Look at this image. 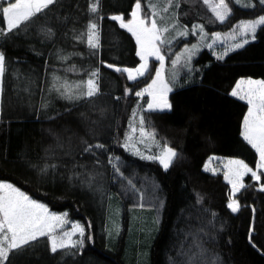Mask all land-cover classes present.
Returning <instances> with one entry per match:
<instances>
[{
    "label": "trees",
    "instance_id": "obj_1",
    "mask_svg": "<svg viewBox=\"0 0 264 264\" xmlns=\"http://www.w3.org/2000/svg\"><path fill=\"white\" fill-rule=\"evenodd\" d=\"M226 1L232 14L224 22L202 0H179L177 18L187 27L201 22L216 31L264 16L259 0L253 7ZM92 2L59 0L27 28L0 36L6 62L0 97V180L14 184L51 211H68L85 226L82 246L52 253L45 237L13 256L10 264H124L120 249L105 248L103 235L108 194L114 191L125 199L120 189L123 178L112 164L114 155L125 163L121 174L127 176L131 169L150 173L163 193L150 264H169L191 240H199L223 264H264V191L260 190L264 170H258L259 181L245 174L241 182L248 187L234 197L225 179V173L231 176L235 168L229 165L230 158L256 169L258 153L241 136L248 104L232 96L231 90L240 77L264 80V28L258 27L255 39L227 51L223 59L206 47L200 49L175 80L172 58L194 36L162 46L167 80L173 87L172 108L164 112L145 108L142 115L146 128L179 154L165 170L158 161L137 157L123 146L130 116L140 100L135 93L152 79L158 63L152 59L150 73L135 81L115 70L140 61L133 35L111 19L120 15L130 20L137 0H100L96 13L89 11ZM7 3L0 0V29L5 31L2 8ZM141 4L143 14L150 16L147 0ZM90 21L97 25L99 38L94 49L87 42ZM42 29L53 34L46 35ZM89 79L99 85L93 97L61 95L65 82L80 85L72 88L73 95L86 92ZM89 145L91 151H84ZM45 165L56 167L42 172ZM230 197L239 202L238 212L227 207Z\"/></svg>",
    "mask_w": 264,
    "mask_h": 264
},
{
    "label": "snow or ice",
    "instance_id": "obj_2",
    "mask_svg": "<svg viewBox=\"0 0 264 264\" xmlns=\"http://www.w3.org/2000/svg\"><path fill=\"white\" fill-rule=\"evenodd\" d=\"M241 7H253L251 0H235ZM59 3V0H15L11 2L8 0L7 6L2 8V13L7 22V30L0 29V36L7 35L13 30H20L21 28H27L30 24L34 23L41 14H45L47 10H50V6H55ZM175 3L176 7H179V0H167V4L164 6L163 11H168V7ZM211 11L214 13L216 19L220 22H224L230 18L232 9L229 7V2L226 0H218V3H212L210 0H204ZM261 6H264V0H259ZM147 6L151 9V16L143 14V8L141 0H137L133 6V10L130 13L131 19L127 23L124 22V17L120 15L112 16L111 19L120 22L122 28H126L135 37L137 44L136 55L140 58L141 63L134 69L131 68H116L118 72H126L128 80L135 81L144 77L150 73V58H155L159 62L160 67L156 69V73L151 83L146 89L137 92L136 95L143 97L145 92L151 97L147 104L148 112H164L170 110L172 105L169 103L167 94L172 91L168 83L164 80V60L165 56L162 54L161 48L167 43L171 44V40H165L163 38L164 33L168 30L166 27H158L156 17L160 14L159 0H148ZM100 7V0H94L90 3L89 11L91 13L98 12ZM258 27L264 28V16H260L255 20L241 21L238 28L239 33L252 34L251 38L255 39ZM199 28L200 35L203 38L204 29L203 26H193V31ZM46 35L51 36L53 33L51 29H42ZM238 33V34H239ZM187 32H179L178 35H186ZM84 34L82 33L81 36ZM87 42L90 48H97L99 44L97 25L93 22H89L87 26ZM220 34H214V39H219ZM176 37H173L175 39ZM249 41L244 39L242 43H236L233 48L228 49L232 51L242 48ZM196 45H192L191 48H186L183 53L178 55L177 60L173 61V64L177 63L181 56L187 55L190 60L195 54ZM211 47V45H209ZM227 54V53H225ZM222 54L218 59H223ZM66 59V58H65ZM5 55L0 52V76L5 72ZM112 68L113 65H108ZM92 77L98 75V70L94 71ZM58 79V78H57ZM247 85L245 91L243 86ZM55 87V85H54ZM61 87L64 88V92L61 93L67 99H80L82 96L93 97L99 92V85L96 80L89 79L87 81V91L80 93L79 95L72 94V88H79L80 85H68L65 82ZM59 90V89H57ZM128 89L125 90L126 94ZM243 92V94H241ZM232 96H239L240 99L246 100L248 104V112L244 116L242 122V138L259 154V162L257 163V169H264V81H238L237 85L231 92ZM135 112L133 115L135 116ZM145 117H140V143H145L146 139H151L157 147L161 148L160 154L155 156H143L139 149L135 154L141 155L142 159H149L158 161L159 164L167 170L174 163L178 157V152L164 143L161 147L160 142L156 140V133L154 131H147ZM132 132L136 131V128L130 125ZM132 135L129 133L126 136V143L124 147H134V144H130ZM93 146L89 145L84 151H91ZM97 148H103V145H95ZM111 162V161H110ZM229 165H235V168L231 169V176L228 172L225 173V179L232 186V196L240 192L242 189L248 187L242 183V178L245 174L251 173L252 179L259 181L260 176L257 175V171H253L243 160H230ZM55 168V165H45L41 170L47 172L48 168ZM264 174V173H262ZM260 190L264 191V184H261ZM227 207L233 212H238L240 205L239 202L230 197V202ZM69 223L67 219V213L57 215L50 213L48 208L35 200L30 196L22 192L11 183L0 182V264H10L13 256L22 253L30 247H33L36 242L41 238H47L50 244V251L57 253L58 250H67L74 248L76 245H83V240H73L72 236L79 232L81 236L84 235V227L79 223L72 224L71 232H63L58 238L56 230L62 228L64 224ZM91 239V237H88ZM194 247L197 251L193 252L188 258L187 264H198V261L206 259V249L203 248L199 242L194 243ZM217 258L213 257V264H215Z\"/></svg>",
    "mask_w": 264,
    "mask_h": 264
},
{
    "label": "rangeland",
    "instance_id": "obj_3",
    "mask_svg": "<svg viewBox=\"0 0 264 264\" xmlns=\"http://www.w3.org/2000/svg\"><path fill=\"white\" fill-rule=\"evenodd\" d=\"M202 1L204 2V0ZM12 2L14 3L15 0H13ZM153 2H155V0H153ZM210 2L218 3V0H210ZM255 2L256 0H251L252 5ZM147 4H148V0H147ZM166 4H167V0H159V6H160L161 11H160L159 16L156 17L158 27H161V28L166 27L168 29L164 33L163 38L165 40H171L172 42H176L177 40L179 41L182 38L187 39L193 35L195 39L192 43L182 44L181 47L175 52L172 58L171 70H170L171 78L173 80H175L181 73H183L185 71V68L190 66L193 58L195 57V55L198 53L200 49L206 47L210 49L217 57H219L220 55L225 54L228 51V49L233 48V46L236 43H242L244 39L251 41L252 34L239 33V28H238L239 22L255 20L256 18L260 17L258 16L252 19L240 20L237 23H235V25H233L230 29H227V30L209 31L204 26V24L201 22H195L191 25V27L185 26L177 18L178 7L175 6V3L170 5L168 7V11L165 12L163 11V8ZM208 8L210 9L209 6ZM211 13L214 15L212 11ZM124 22L127 23L128 20L127 21L124 20ZM5 24L7 28L6 19H5ZM195 25L203 26L204 34H205L203 38L200 35L199 28L193 31V26ZM179 32H187V34L180 36L178 35ZM217 33L220 34L219 39H214L213 35ZM173 37H176V38L173 39ZM192 45H196L197 47H196L195 54L191 57V59L189 60L187 55L185 54L180 57L177 63L173 64V61L177 60L178 55L183 53L186 48H191ZM209 45H211V47H209ZM162 50L163 49L161 48V51ZM162 54L164 55L163 51H162ZM152 59L155 60V58H150V62ZM140 63L141 61H139V63L133 67L122 66V67H115V69L116 68L134 69ZM158 67H160L159 62L157 63L155 67V72H154L152 79L154 78L156 69ZM166 72H167V58L165 56L163 76H164L165 82L168 83L169 87L173 89L172 85L167 80ZM127 75L128 74L126 73V76ZM152 79L146 85L140 87L136 91V93L140 92L143 89H146L147 86L151 83ZM254 80L264 81L259 78H254ZM1 90H2V76H0V97H1ZM169 94L170 92L167 94L168 100H169ZM241 94H243V92ZM138 98L140 100H138V103L134 110L136 114L135 116L133 114L130 116L129 124L126 128V133H125L124 140H123V146L126 143V136L129 133H131L132 140L129 141V143L134 144L135 146L129 147L127 149L124 147L128 152L140 158H141V155L135 154L137 149H139V152L143 156L159 155L161 148L157 147V145L153 143L151 139H146L145 143L139 142L140 117L142 116V110H145V108L147 109V104L149 100L151 99V97H149L147 95V92H145V95L143 97L138 96ZM144 99H146L147 103L146 101L145 103L143 102ZM130 125L136 128L135 132H132V128L130 127ZM146 129L147 131L152 132L148 128ZM156 140L159 141L157 138ZM163 144L164 143L160 142L161 147L163 146ZM113 157L114 159L112 161V164L114 168L118 170L117 172H120L118 173L119 174L118 177L123 178V180L121 181L120 189L121 188L123 189V191L122 189L121 191L124 193L125 199H122L121 196L114 191L108 194V202H107L106 211L104 215V231H103L105 248L109 251H116L117 249H120L121 258L124 261V264H150V248H151L153 239L157 233L159 217H160L163 205H164V197L161 191V187L156 182L152 174L150 173L140 174V170L138 169L136 170L131 169L132 171H128L129 173H127V176H124L121 173L123 171L122 167L124 166L125 163L122 160H120L119 157H116V155H114ZM230 160H240V159L230 158ZM257 162H258V159H257ZM260 170H264V169H260ZM255 171H257V175H258L257 166H256ZM0 182L10 183L9 181H6V180H0ZM32 199L37 201L34 198ZM37 202L44 204L41 201H37ZM44 205L46 206V204ZM48 210L50 213H54L57 215L67 213V219L69 223L64 224L62 228H59L56 230V235L58 238L63 234V232H71L73 223H79L85 229L84 223L81 220L79 221V220L72 219L69 216L70 213L68 211L56 212V211H51L50 209ZM84 236H85V231H84L83 236H81L79 232H77L72 236V239L73 240H83ZM184 242L187 243L189 242V240L185 241L184 239ZM195 242L200 243L199 240H196V241L191 240L188 243V247L183 250V253L181 254L179 253L176 256V258H173V259L170 258L169 264H187L189 256H191L193 252L197 251V249L194 247ZM205 257L206 259L202 261H198V264H213V260H212L213 257L217 258L215 261V264H223V262L221 261L219 257H217L214 254L212 255L208 253L207 251L205 253Z\"/></svg>",
    "mask_w": 264,
    "mask_h": 264
},
{
    "label": "crops",
    "instance_id": "obj_4",
    "mask_svg": "<svg viewBox=\"0 0 264 264\" xmlns=\"http://www.w3.org/2000/svg\"><path fill=\"white\" fill-rule=\"evenodd\" d=\"M249 79L254 80V78H251V77H240V78L236 81V84L234 85V87L237 85V82H238V81H241V80H243V81H247V80H249ZM254 81H258V80H254ZM234 87H233V88H234ZM247 87H248L247 85H244V86H243V88H244L245 91L247 90ZM233 88H232V90H233ZM232 90H231V92H232ZM235 97L239 98V96H235ZM239 99H240V98H239ZM241 100H242V99H241ZM243 101L247 102L246 100H243ZM247 112H248V111H247ZM247 112H246V113H247ZM243 120H244V118H243ZM258 156H259V154H258ZM258 162H259V157H258ZM258 162H257V163H258ZM256 166H257V164H256ZM257 170H258V169H257Z\"/></svg>",
    "mask_w": 264,
    "mask_h": 264
}]
</instances>
